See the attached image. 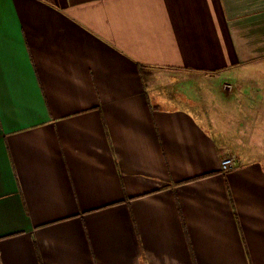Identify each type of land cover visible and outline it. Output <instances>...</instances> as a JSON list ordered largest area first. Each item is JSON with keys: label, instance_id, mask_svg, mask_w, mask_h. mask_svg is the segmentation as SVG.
I'll list each match as a JSON object with an SVG mask.
<instances>
[{"label": "crops", "instance_id": "1", "mask_svg": "<svg viewBox=\"0 0 264 264\" xmlns=\"http://www.w3.org/2000/svg\"><path fill=\"white\" fill-rule=\"evenodd\" d=\"M262 91L264 0H0V264H264Z\"/></svg>", "mask_w": 264, "mask_h": 264}, {"label": "rangeland", "instance_id": "2", "mask_svg": "<svg viewBox=\"0 0 264 264\" xmlns=\"http://www.w3.org/2000/svg\"><path fill=\"white\" fill-rule=\"evenodd\" d=\"M162 80H163V82L161 83V86L163 88L170 86V79L168 77H164ZM215 86H217V85H214V87H212L213 88L212 90L216 93L217 88H215ZM229 86H230L229 84L224 86V90L227 91V94L231 97L230 99L234 100V103L238 104L239 101H242L244 103L243 105L240 106V102H239V106H240V109L242 111H244V113L246 114L248 111L247 108H250V103L248 101L244 100V98L240 94H237L239 91H241V90H237L238 87H229ZM173 90L175 92H177L181 101H183L184 99H191V97H193V96H190V95H192L193 93H197L198 90H199L198 93H200V91H202V92L204 91L203 94L205 95L206 98L207 97L213 98V96H215L211 92H208L209 90H205L203 88V86H198L195 82H188V83L180 82L177 87L173 88ZM207 92H208V95H207ZM263 94H264V92H263ZM179 97H178V99H179ZM194 97H196V96H194ZM255 97L256 96L254 95V97H253L254 100H256ZM201 98L205 99L204 96H201ZM257 103H259V102H255L253 104V110H252L253 112L250 116L248 115V122L251 123V126L255 131H260L262 129V127H264V119H259V117H258V113H259L260 108L257 107ZM217 106H219V108L216 110L220 111L221 114L214 112V115H215L214 119H215L217 125L219 127H221L220 131L223 132V129H227L229 126H232V125H235L232 127L235 130H237L238 129V125H237L238 121H235L234 124H231L230 119L228 117L231 116V118H232L235 115L242 116L243 113L239 112V110H237V112L226 110L225 105H223L221 103H216V107ZM262 109L264 110V108H262ZM249 117H252L251 120L249 119ZM202 120L205 122L204 119H202ZM259 135H260V137H262L261 134H259Z\"/></svg>", "mask_w": 264, "mask_h": 264}, {"label": "built area", "instance_id": "3", "mask_svg": "<svg viewBox=\"0 0 264 264\" xmlns=\"http://www.w3.org/2000/svg\"><path fill=\"white\" fill-rule=\"evenodd\" d=\"M231 87V86H229ZM238 167V159L234 155H230L221 162V172L223 174L229 173L231 170Z\"/></svg>", "mask_w": 264, "mask_h": 264}]
</instances>
